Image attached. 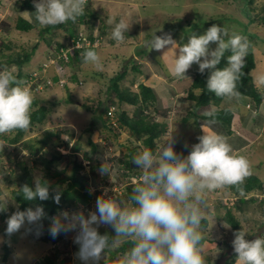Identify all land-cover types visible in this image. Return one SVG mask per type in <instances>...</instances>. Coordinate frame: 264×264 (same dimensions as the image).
<instances>
[{
    "label": "rangeland",
    "instance_id": "obj_1",
    "mask_svg": "<svg viewBox=\"0 0 264 264\" xmlns=\"http://www.w3.org/2000/svg\"><path fill=\"white\" fill-rule=\"evenodd\" d=\"M33 1L34 3L38 2V0ZM85 11L87 13L85 18L80 19L78 17L75 22L71 20L67 21L65 28L57 30L55 34L53 32L47 34V38H49L48 40L55 46L59 42H66L68 37L66 30L69 27L84 33L85 36L89 35V39L94 38L93 43L97 46V54L100 58V63L96 66L90 63H84V61H75V63H69L67 65L65 70L67 76L71 73H76L83 80V83H76L68 90L71 91V95L74 98L73 101L77 104L74 102L70 104L66 103L65 99L68 93L63 88L49 91L46 94L44 93L43 96L42 94L35 95V98L40 102L36 107L40 105H52L53 108L51 109L48 120L44 124L36 126L31 133L28 132L22 140H33L32 143L35 146L39 142L37 139L42 138L45 131L61 133L57 134L58 138L49 137L48 148H45L44 151L39 153L41 154L44 152L43 154H45L47 159H50L56 151H61V153H63L61 162L52 164L50 176H47V168H41L42 166L35 164V162L30 167L33 169L34 178L37 176L40 178L45 177L44 179H46L47 184L51 186L53 190L57 191L61 188V180H63V187L68 186L69 179H67V176L71 175L73 167L76 165V157H80L81 159L83 157V164L85 165V168L80 174H88L86 176L89 181L91 180L89 183L94 184L100 179H110L109 175H105L107 173H101L100 171L101 165L108 161L106 155L110 154V148H120V146L128 143L129 140L139 143L138 139H136L126 127L124 128L119 124L115 127V130H110L106 128L100 118L93 116V112H88L87 108L84 109L78 103L89 105V107H97L99 105L98 101H101L100 103H103V106L105 105L107 108L113 105L117 106L118 99L116 93L113 91L112 85L115 77L125 68L128 69V74L119 82V86L122 90L128 89L138 91L139 81L150 80L151 85L155 88L160 86L156 84H159L161 81L165 82V79L170 75L168 68L172 63V54L169 53L166 57H163V54L171 46L166 45L165 49L159 51L151 49L148 46V42L152 40L155 34L158 36L170 34L177 44L181 46L188 43L191 35H202L212 25L226 27L230 30V33L234 32L243 35L247 38L249 45L253 46L255 52L256 68L252 71V76L257 85L264 90V0H86ZM25 12H28L32 19L33 12L28 9H23L19 5V1L16 3V0H0V43L1 40H11V42H13L11 48H7L4 50V53L0 54V59L2 61H7L9 55L20 53L24 49L30 50L40 38L38 29L25 32L15 29L17 17H24ZM121 19L126 21L129 28L127 32L124 33V42L117 43L112 39L111 32ZM110 20L111 23H109ZM84 40V44L78 42V47V43H75L73 49L75 47L83 48V46H90L92 44L90 40L85 38ZM215 47L216 44L213 43L211 48L214 49ZM45 48L46 45H41L39 47L32 61L25 66L26 71L33 70L41 61L45 60ZM142 50H146L147 53L137 54V52ZM176 54L177 56L179 55V48L176 49ZM134 57L136 64L139 65L138 70H135L130 63V59ZM126 64H128V67H126ZM48 67L51 68L50 65H48ZM0 70L2 69L0 68ZM15 70H17L16 67ZM194 70H198L197 64H193L191 68H189L186 73L189 76L184 78L183 83L193 75ZM168 79H171V77ZM175 80L177 82L181 81V79ZM170 90L173 91L171 88ZM169 93L171 95H168ZM172 93L173 92L167 91L165 100L173 101L174 99L171 96L174 94ZM179 95L182 96V94ZM187 95L188 94L185 96ZM233 99V97L226 98L221 106H238L239 104H236L237 102ZM240 101L242 105L240 104L239 111L242 114H247L246 121L252 124H248L246 127L251 126V129L254 125L253 115L256 114L257 111L248 106L250 100L242 98ZM184 105L186 107H191L192 104L191 101H188V103L181 101V108H186ZM103 106L101 104L99 105V112H101ZM163 106L164 105L160 106L158 104V109H156L160 117H165L168 112V109L163 108ZM122 108L127 111L130 117H133L138 112V107L135 105L126 104L124 107L122 105ZM181 108L175 109V117L182 113ZM115 109H117L116 111L122 110L118 106ZM209 113H211V115L214 113L212 107L207 109L205 114L202 115L209 123V129L225 137L231 148L233 146L237 148L238 145L234 140H237V137L241 138L243 133L240 129L235 130L234 135H229L219 123L212 122L208 119V116H210ZM259 113L263 115L262 112ZM117 115L119 116V113H117ZM105 117L107 119V115ZM171 117H173V115ZM93 119L96 126H98L97 129H102L100 133H102V131L107 132L106 135H103L98 133L99 130L97 132L93 130L91 139L99 148L98 151L90 155V159H84L85 149L91 150L90 144H87L86 141L88 133L85 134L84 130L88 123L93 122ZM256 119L259 120L260 118L257 117ZM193 120V122L190 121L186 124L182 121H178L174 126L172 123L171 131L168 133L169 138L165 143L168 141L170 143L172 140L173 143L171 144L174 148V142L176 141V143L182 147L192 150V145L199 141L198 135L202 133V130L198 133L200 126L196 124L197 121H195V119ZM259 124L260 123H258V125ZM258 125H256L255 130H257ZM252 131H254V129ZM73 133L74 136H72ZM79 135L84 139V146L81 145V151L75 153L72 151L71 147L67 148L65 146L67 145V139L70 143H75ZM256 138L257 136L254 134L252 137L249 136V142L253 141L251 146L246 147L244 150H239L237 153L248 159L250 174H255L264 179V127L259 131L258 139ZM165 143L163 142L161 145ZM22 145L24 146V144ZM22 145L19 144L16 145V147L19 148ZM144 148L147 149L146 146ZM24 149L30 152L25 146ZM3 151L4 148L2 149V152ZM156 151L155 155H159L162 151V146L157 147ZM14 154L17 153L10 152L9 155H5V157L0 160V199L7 200L8 204L7 211L0 213V264H3L2 260L5 253L4 246L6 241L9 242L11 253L5 264H48V258H52L55 264H84L77 256L79 245L74 242L75 237L71 238V233H64L66 239L56 244L45 243L40 239V235L42 234L41 229L47 222L45 217L34 224H29L26 221L19 231L6 237V221L9 216L17 211L19 206L12 194L13 189L18 187V182H16L17 176L14 177L12 175L18 172L20 174L22 171L17 167L19 160H17ZM137 154L138 150L135 156ZM260 164H263V167H260ZM92 166L95 167L91 168ZM111 168L113 169L114 165H112ZM56 172L60 173V175L56 174ZM95 173H99L97 180H93ZM124 181L130 182L128 179ZM128 184L136 185L137 183ZM95 185L92 186L94 187ZM221 189L215 190L214 194L208 193L206 198L212 201L214 204L212 207H216L215 202H218L219 198L223 197L220 193ZM224 190H226V188ZM121 193L122 192L116 193L117 197H113L112 195L111 199L121 206H132L131 199L128 200V196L126 197ZM251 196L256 199L251 203L234 201L237 204L235 203V208L233 210L236 211L235 214L237 215V219L241 220L239 230L246 229L248 226L252 227V225L255 227L258 223L259 225H264V193L253 191L245 198L248 200ZM235 197L237 196L235 195ZM213 199L215 200L213 201ZM237 200H239V198H237ZM237 205L241 206L237 209ZM90 208H95V210H91ZM80 210L86 216H89L90 213L96 212V204L92 202L90 206ZM227 211L228 210H226V213ZM250 221H253V223H249ZM99 227L100 225L97 226V229ZM199 231L202 235L205 233L201 225ZM102 232L103 234H110L108 230ZM248 233L249 230H247V234ZM261 236L264 237L263 231ZM255 238L250 237L248 240H254ZM118 247L117 245L115 247H109V251L102 254V259L99 264L106 261L111 254L110 251H116L119 249ZM229 253L231 252L229 251ZM123 254L124 253L120 251L116 252V258L121 257ZM114 264L116 263L114 262Z\"/></svg>",
    "mask_w": 264,
    "mask_h": 264
},
{
    "label": "clouds",
    "instance_id": "obj_2",
    "mask_svg": "<svg viewBox=\"0 0 264 264\" xmlns=\"http://www.w3.org/2000/svg\"><path fill=\"white\" fill-rule=\"evenodd\" d=\"M35 9V19L41 27L59 25L69 20L75 22L83 16L86 0H38ZM24 15L31 23L30 14L25 12ZM128 28L126 21L121 19L112 29V39L123 43ZM213 43L216 44L214 49L211 48ZM166 45L171 46L163 54V57L172 54V63L168 68L170 75L185 78L189 68L197 64L200 73L209 70V92L217 97L240 96L237 81L249 50L246 37L230 33L226 27L212 25L202 35H191L188 43L182 46L170 34H155L148 42V46L157 51ZM226 52L231 53L226 58L227 66L219 68ZM82 58L84 63L96 66L100 63L97 52L92 49L82 53ZM15 71L14 66L0 70V135L27 129L31 123L33 96L30 89L23 86V81L17 79ZM191 76L194 80L195 75ZM180 98L176 99V103L181 101ZM253 105L251 99L248 106L256 109ZM111 107L115 106H110L109 110ZM175 108H180V103ZM174 119L175 116L170 119L171 124ZM202 131L199 142L192 145L186 157L181 158L169 141L162 145L159 155L144 148L134 157L133 163L143 170L140 182L130 197L135 206H121L112 199L98 197L96 212L90 213L88 218L83 212L70 214L71 211L52 218L49 229L52 237L78 228L74 242L79 245L77 256L84 264H99L105 250L126 238H131L134 246L125 253L122 264H205L201 254L204 237L199 228L204 218L203 209L207 206L206 197L208 193L225 186L241 184L250 175V164L246 157L233 153L225 137L203 126ZM100 171L111 175V165L103 163ZM21 193L27 201L37 198L46 201L50 198L49 187L39 176L34 179V187L25 184ZM51 199L59 204L61 193L56 191ZM7 207V200L0 199V213L7 211ZM45 215L42 206L35 210L31 207L17 209L6 221V234L10 236L19 231L26 221L34 224ZM98 225H111L115 238L110 242L107 235L98 232ZM225 227L230 226L225 223ZM246 235L244 229L234 234L235 264H264V237L248 240Z\"/></svg>",
    "mask_w": 264,
    "mask_h": 264
},
{
    "label": "trees",
    "instance_id": "obj_3",
    "mask_svg": "<svg viewBox=\"0 0 264 264\" xmlns=\"http://www.w3.org/2000/svg\"><path fill=\"white\" fill-rule=\"evenodd\" d=\"M17 1H19V5L23 9H28L32 11L33 17L31 19V23H29V21L25 19V17L18 16L17 21L15 23V29L24 31V32L38 29L40 38L30 48V50L24 49L20 53L9 55V59L7 61H2L0 59V68L1 69L11 68L15 66L17 69L15 71L16 72L15 75L17 76V79L19 81H24V79L29 77V75H31L34 71L43 70L44 63H49L51 59H57L59 57L58 64L57 65L51 64L50 65L51 68L47 67L46 71L43 73V77L38 80L37 83L45 84V88L43 91L37 94L39 95L42 94L43 96L44 93L46 94L49 91H55L57 88H63L68 93L67 98L65 99L66 103L68 104L73 103L74 98L71 95V91H68V90L70 89V87H72V85H75L76 83H81V82L83 83V80L76 73L75 74L71 73L67 76L65 70L69 63H75V61H78V62L83 61L82 53L86 52L87 50L92 49L97 52V48H96L97 46H95L93 43L94 38L91 37L92 39H89L90 38L89 35L85 36L84 33L79 32L78 30L72 27H69L66 30L68 33L66 42H59L55 46L54 44H52L50 40H48L49 38H47V34L49 33L51 34V32L55 34L57 30L61 28H65L66 23L41 27L35 19L36 9H35L34 1L33 0H16V3ZM86 16H87V13L85 11V14L83 16H80L79 18L82 19V18H85ZM84 38L90 40L92 44L90 46H83V48L73 49V46L75 45V43L82 42L84 44V41H85ZM12 44L13 42H11V40L10 41L1 40L0 54L4 53V50H6L7 48H11ZM41 45H46L45 52H44L45 60L41 61L39 65L33 70L26 71L25 66L32 61L37 50L39 49ZM72 49H73V53H72ZM65 51H67L69 54V59L67 61L65 60L64 56H62L63 52ZM139 53L146 54L147 52L146 50H142V51L137 52V54ZM71 54H74V55H71ZM230 54H231L230 52L225 53V58L222 59L221 63L218 65L219 68H224L227 66L226 58ZM130 63L132 64L135 70L139 69V65H137L135 62V57L130 59ZM127 66L128 64H126V67ZM255 68H256V59H255L254 48L252 45H249L248 54L245 57V66L242 70V74L240 75V78L237 81V90L239 91L240 96L238 98L233 97L234 98L233 100L237 102L236 104H239L238 106H236L235 104L236 107H229V106L222 107L221 106L222 102L228 97H217L214 93L209 92L207 90V79L210 74L209 70H205L204 73H200L199 70H194L193 75H196V74L197 75L195 76L192 82V85L186 90L188 94L187 99L190 100L191 102H194V105H193V109L188 113L186 117H184V120L186 122L190 120L191 118H195L199 120L201 116L198 114L197 111L204 106L212 105L215 107V110L212 115L208 116V119L212 122L214 121V122L221 124L222 127H224V129L227 131L229 135H234V131L240 129V131L243 134L245 133L246 135H249V136H253L254 134L258 137L259 133L256 134L254 131L250 132L244 129L243 123L247 118V114L246 115L242 114L239 111V107L241 104L240 100L242 98H246L248 100L252 99L254 102L253 106L256 108V111H257V113L253 115V118H254L253 121L257 124L261 123L259 120L256 119L257 117L260 118V120H264L263 118L264 116L259 113L261 104L264 101V90H262L257 85V83L254 80V77L252 76V71ZM127 74H128V69L125 68L121 73H119L115 77L114 83L112 85L113 91L116 93L117 99H118L117 106L122 109L121 111L120 110L116 111L117 109L115 110L114 118L118 120L121 126L129 129L130 132L133 134V136H135L136 139H138L139 143L129 140L128 143L122 145L119 149L118 148L113 149L111 151V154L114 155V160H117L118 163L124 164V166L130 171L129 173L130 175L132 172H135L136 169H139V167L133 163V159L135 157V153L137 152V150L139 153L146 146L147 149L155 153L156 148L161 147L162 146L161 143L163 142L165 143V141L169 138L168 133L169 131H171L172 124L169 118L170 110L167 112V115L165 117L163 116L160 117L157 114V111H156V109H158L157 107L158 106V96L156 93L157 90L155 89V87L151 85L150 80L149 81H139L138 91H132L128 89L122 90L120 88L119 82L123 80L127 76ZM62 77H66L67 83L61 86L59 85L58 81ZM170 77L171 79H168ZM173 78L175 77H173L172 75H168V77L165 80L167 83H172ZM48 79H51L54 84L53 85L48 84L47 83ZM37 83H35L34 85L36 86ZM167 87L169 89L170 88L174 89L173 88L174 85H171V84ZM32 93H35V91ZM37 94H32L33 104L31 107V123H30L29 128L24 129V130L17 129L11 133L0 135V137L6 138L12 144H16L20 142L21 144H24V146L28 148L31 153L33 154L36 153L35 155H38L39 157L36 158L35 164L41 165L42 166L41 168H47V176L48 175L50 176L52 164L60 163L61 160L63 159V153H61V151L60 152L56 151L55 153H53L50 159H47L45 154H43L44 152L41 154L39 153L41 151H44L45 148H48V144H49L48 138L49 137L58 138L57 134H61V133L45 131L42 138L37 139L39 142L35 146L32 143L33 140L22 141L28 132L31 133L32 131H34V128L36 126L44 124L48 120L51 109L53 108L52 105L50 106L40 105L36 107L38 103H40L38 99L35 98L36 97L35 95ZM179 94L180 93H177L176 96H180ZM183 99L181 98L180 100H183ZM100 102L101 101H98V104L99 105L101 104L103 106V103H100ZM126 104L135 105L138 107V112L133 117H130L127 114V111L123 110L122 105L124 107ZM99 105L97 107H89V105L81 104V106L84 109L87 108L88 112L90 113L93 112L94 117L100 118L102 122L105 124L106 128H109L110 130L111 129L115 130V127L111 121L112 119L108 115L109 108L105 107L104 105L101 112H99ZM117 113H119V116L117 115ZM106 115H107L108 123L105 117ZM263 126H264V122H262L260 127H263ZM97 128L98 126H96L94 119L92 123H88L86 125L84 133L85 134L88 133L87 135L88 137L86 141H87V144H90L91 150L85 149L84 159L85 158L90 159L91 157L90 155L98 151V148H99L98 145L94 143L91 139L93 130H95V132L99 130ZM204 128L208 130L207 127H204ZM100 130H99V133L101 132ZM208 131L212 132V130L210 129ZM106 132L107 131L105 132L102 131L101 134L106 135ZM202 134H203V131H202ZM72 136H74V133L72 134ZM83 140H84L83 137L79 135L77 141L75 142V145H73L72 147V151H75L76 149H78L79 143L82 146H84ZM68 143L69 141L67 139V145ZM123 147H126V151L125 149H123ZM76 159H77L76 165H74L71 175L67 176V179H69L68 186L63 187L62 185L63 180H61L60 182L61 188L57 190L61 193V200L59 204H56L54 200L51 199V197L55 195L56 190H53V188L49 186L48 184L47 185L49 187V192H50V198L48 200L41 201L39 200V198H37L36 200H33V201H27L23 198V195L21 193L22 187L25 184H28L34 187V179H35L33 169H31L28 165H26V163L20 164L21 165L20 169L22 171L20 174L18 172L17 174L12 175L14 177L17 176L16 182H18V187L13 189L12 194L15 200L19 204L18 209L24 210L26 208L31 207L33 208V210H35L37 207L42 206L45 210V213H46L45 220L47 222L45 226L42 227L41 229L42 234L40 235V239L45 243L56 244V243H59L65 240L63 231L55 238H53L52 235L50 234L49 229L52 224V218L58 215H61L67 209L69 211H73L77 209L83 210L87 206H90V204H92V202L94 201L95 194L90 192V189L93 187L92 186L93 184L89 183L91 182V180L89 181V179L87 178L86 175L88 174H85V175L80 174V172L85 168V165L83 164V157L82 159L80 157L79 158L76 157ZM94 167L95 166H92L91 168H94ZM136 172H139V171H136ZM56 174L60 175V173H57V172ZM98 177H99V173L97 174L95 173L93 180H97ZM44 178H41L42 181L47 183L46 179ZM99 182L100 181H98L95 184L98 185ZM135 186L136 185H132V184L128 185L126 187L125 196H128L130 198L131 195L133 194V189ZM231 187L234 188L238 193H240L241 196L242 195L249 196L252 191H259L261 193H264V179L260 178L259 176L255 174H250L249 176L244 178L241 184L231 185ZM98 195H100V191L98 192ZM255 200H256L255 197H252V196L248 200L245 197L240 198V201L244 203L253 202ZM132 203H133V206H135L133 201ZM225 219L229 223V225L232 226L234 233L239 231L240 223L230 208L228 209L226 213ZM204 222L205 221L202 220V223ZM7 236L8 234H6V237ZM107 236L109 237L110 242H111V235H107ZM4 249H5V253L3 256V260H2L3 264L7 262L8 256L11 253L8 241H6ZM125 250L126 248L124 246V247H120L116 251H110L111 254L109 258L106 261L102 262V264H114V262L116 264H121L122 260L121 259L117 260L116 252L125 251ZM106 251H109V250H105V252ZM236 258H237V254L235 253L234 256L227 262V264H234L236 261ZM47 261H48V264H55L52 258H48Z\"/></svg>",
    "mask_w": 264,
    "mask_h": 264
},
{
    "label": "crops",
    "instance_id": "obj_4",
    "mask_svg": "<svg viewBox=\"0 0 264 264\" xmlns=\"http://www.w3.org/2000/svg\"><path fill=\"white\" fill-rule=\"evenodd\" d=\"M25 17V16H24ZM186 77H188L189 75L188 74H185ZM175 79H178V78H173V82L172 83H167L166 81L165 82H160L159 84H156V85H160L159 87H156L155 89L157 90V96H158V104L160 106L164 105V107L168 106V107H175V106H179V103H176V99H179L181 96H177V97H174L173 101H167L165 100L166 98V95H167V91H170V92H173L172 94H177V93H180V94H187L186 90L192 85V82H193V78L192 76H190L185 83H183L184 81V78L181 79L180 82H177ZM174 85V89H172L173 91H171L169 88H166L167 85ZM154 87V86H153ZM175 92V93H174ZM168 95H171L170 93ZM182 95V96H183ZM184 97V96H183ZM186 98H182L183 100L181 101H184V102H187L190 101L188 100L187 96H185ZM181 99V98H180ZM181 101H180V108H181ZM164 102V104H163ZM170 102V103H168ZM183 103V102H182ZM77 104V103H76ZM81 105V103H78ZM191 107L189 106H185L186 108H181L182 110V116L181 114L178 116L175 117V121L173 122V126L176 124V122L178 121H182L184 124L186 123H189L190 121H194L193 119L195 118H191L190 120H188L187 122L184 120V117H186L188 115V113L192 110V107H193V102H191ZM264 101L262 102L261 104V107H260V111L262 112V114H264ZM213 108V110H215V107L212 106V105H207V106H204L202 107L201 109H199L197 112L198 114L201 116V118H199V120L195 119L196 124L200 126V129H198V133H200V130H202V126L203 127H207L208 130H209V123L204 119L202 118L206 112L207 109H210V108ZM206 108V109H205ZM259 121L261 122L259 125L257 123H255L254 121V125L252 126V128L250 129V127H246V125L248 124H252V123H249L248 121H244L243 123V127L246 131H250L252 132V130L254 129V132L257 134L259 133V131H261V128L260 125L262 124V122H264V120H260ZM201 122V123H200ZM217 123V122H216ZM221 125V124H220ZM256 125H258V128L257 130H255L256 128ZM222 126V125H221ZM264 127V126H263ZM102 130V129H101ZM99 133V132H98ZM215 133V132H214ZM101 134V133H99ZM202 135V133H200L198 135V137ZM252 137V136H251ZM249 135H246L245 133L241 135V138H236L237 140H234L235 143L238 145L237 148L236 147H232V151L233 153H235L236 155H238V151L239 150H244L246 147L248 146H251L252 142L253 141H250L249 142ZM253 139V138H252ZM258 139V137L256 138ZM170 140V139H169ZM255 141V139H254ZM199 141H197L198 143ZM170 143H173V141L171 140ZM175 143V147H174V150L176 153H178L181 158L183 157H186L191 150H189L188 148H184L182 147L181 145L177 144L176 141L174 142ZM73 145H75V143H68L67 148L69 147H73ZM121 147V146H120ZM81 144L79 143L78 145V149H76L74 152L75 153H79V151H81ZM119 149V147H118ZM123 149H125L126 151V147H123ZM192 149V148H191ZM235 151V152H234ZM263 167V164H260V167ZM262 178V177H260ZM226 188V190H224ZM229 189V190H228ZM223 197H220L219 198V201L218 202H215V206L216 207H212V205H214L212 203L211 200L207 199L206 198V201H207V206L203 209L204 210V218H203V221H205L204 223L201 222V226L203 227V231L205 232L203 234V240L201 241V245H202V255L203 257L205 258V264H227V262L234 256L235 252H234V248H233V244H232V241L234 239V230L232 228V226L229 225V223L226 221L225 217H226V210H228L229 208L232 210V212H234L233 214L235 215V217L237 218V215L235 214V210H233L235 208V203L236 202H240V203H244V202H241L240 201V198L242 197H246L244 195H240V193H238L234 188H232L231 186H225L221 189V192H220ZM210 194H214V191L213 192H210ZM235 195L237 197H235ZM127 197V196H126ZM210 198V197H209ZM237 198H239V200H237ZM128 200H130V198L128 197ZM215 199H213L214 201ZM131 201V200H130ZM236 201V202H234ZM251 203V202H249ZM237 204V203H236ZM131 205L133 206V203L131 201ZM240 205H237L236 208L238 209ZM91 210H95V208H90ZM72 212H81L80 209H77V210H73L71 211ZM70 213V214H71ZM86 218H88L89 216H86ZM224 218V220H223ZM239 221V223H241V220L240 219H237ZM262 222V220H261ZM225 223L230 226V227H225ZM249 223H253V221H250ZM98 232L101 234V235H111V239L112 238H115L116 236V233L115 231L113 230L112 226L111 225H100V227L97 229ZM106 231L108 230L110 232V234H106L102 231ZM247 233V230H249V233L246 235V239H249L250 237H262L261 236V233L262 231L264 232V225H259V223L253 227H247L246 229H244ZM79 232V229L77 228L75 231H69V233H71V238H74L76 237V235L78 234ZM258 232V233H257ZM66 233V232H64ZM73 234V235H72ZM66 239V238H65ZM117 246H119L118 248L120 247H124L126 248L125 251H120L121 253H124L123 255H121V260L123 261V257L125 255V253H127L133 246H134V243L132 241L131 238H126V239H121L120 242L117 244ZM229 251L231 253H229ZM107 252V251H106ZM221 253V254H220ZM120 259V257H118ZM117 258V260H118ZM122 261H121V264H122ZM236 262V261H235ZM235 264V263H234Z\"/></svg>",
    "mask_w": 264,
    "mask_h": 264
},
{
    "label": "built area",
    "instance_id": "obj_5",
    "mask_svg": "<svg viewBox=\"0 0 264 264\" xmlns=\"http://www.w3.org/2000/svg\"><path fill=\"white\" fill-rule=\"evenodd\" d=\"M78 46H79V43H78L77 47ZM62 56H64L66 61L69 59V54L67 51L63 52ZM58 60H59V57L57 59H51L49 63H44L43 64L44 69L39 70V71H34L31 75H29V77L24 79L23 86H27L30 89L31 93L35 91V93H32V94H37V93H40L41 91H43L45 88V84H41V83H37V82L40 78L43 77V73L46 71L48 65H51V64L57 65ZM58 82H59V85L62 86L65 83H67V79H65V77H62ZM35 83H37L36 86L34 85ZM47 83L50 85L54 84L51 79H48ZM175 109L176 108L173 107V109L170 110V112H169V118L170 119L174 118ZM115 110H116L115 107H111L110 110L108 111V115L111 118H113L111 121H112V124L114 125V127H117L120 123L118 122V120H116L114 118ZM172 115H173V117H171ZM19 144H21V143L19 142L16 144H12L6 138L0 137V160L3 157H5V155H9L10 152H13V153H17V154H14V156H16L17 160H19V162L17 163L18 169H20L21 163H26V165L31 167V165L34 164L36 158L39 156L29 152L26 149H24V146L22 144H21L22 145L21 147H19V148L16 147V145H19ZM3 148H4V151H3L4 153L2 152ZM110 149H111V151L113 150L112 148H110ZM111 151H110L109 155H106L107 160H108L107 163L110 164L111 166L114 165V168L112 169L111 175L105 174L106 176L109 175L110 179L109 178H105L102 180L100 179L99 184L95 185L94 187H92L90 189V192L95 194V198L93 201L95 204H96L98 197L103 196L105 199H111L112 195H113V197H117L116 193H118V192H122L121 194L125 195L126 194V187L128 185H131L128 183H139L140 179L142 177V174H143V170L139 168V169H136V171H139V172L135 171L129 175L130 171L124 166V164L118 163L117 160H114V155L111 154ZM125 179L130 180V182H125L124 181ZM99 191H100V195H98ZM107 194H108V196H107ZM65 211L69 212V210H65Z\"/></svg>",
    "mask_w": 264,
    "mask_h": 264
},
{
    "label": "bare ground",
    "instance_id": "obj_6",
    "mask_svg": "<svg viewBox=\"0 0 264 264\" xmlns=\"http://www.w3.org/2000/svg\"><path fill=\"white\" fill-rule=\"evenodd\" d=\"M250 19V18H249ZM128 67V66H127ZM122 71V70H121ZM172 98H174V95L173 96H171ZM175 97H177L176 95H175ZM171 110V109H170ZM169 111V110H168ZM175 120H173V122H174ZM213 133H214V131H212ZM93 185H95V184H93ZM253 192V191H252ZM221 254V253H220Z\"/></svg>",
    "mask_w": 264,
    "mask_h": 264
}]
</instances>
